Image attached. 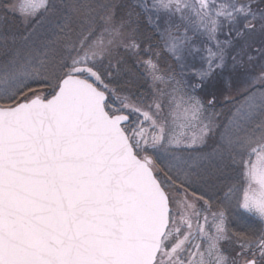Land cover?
Returning a JSON list of instances; mask_svg holds the SVG:
<instances>
[{"label": "snow or ice", "instance_id": "obj_1", "mask_svg": "<svg viewBox=\"0 0 264 264\" xmlns=\"http://www.w3.org/2000/svg\"><path fill=\"white\" fill-rule=\"evenodd\" d=\"M0 264H264V0H0Z\"/></svg>", "mask_w": 264, "mask_h": 264}, {"label": "trees", "instance_id": "obj_2", "mask_svg": "<svg viewBox=\"0 0 264 264\" xmlns=\"http://www.w3.org/2000/svg\"><path fill=\"white\" fill-rule=\"evenodd\" d=\"M14 23H18V18L13 19ZM223 39V37H221ZM259 38H257L258 41ZM257 46H259V43L257 42ZM197 68H199V64L196 65ZM174 71L178 74L177 78L186 80L189 84L196 83L197 81L192 75V69L187 68L181 70L178 66H174ZM183 71L184 75H179ZM229 73H224L223 76L216 78L212 82H210L208 85H206L203 89H198L196 95L201 99V101L204 104L209 105L207 102L209 100H213V103L207 107L210 109V107H213L214 111H216L217 115V121L219 122V125L222 126V124L226 123L230 117L232 116V111L234 109L232 103H228V101H224L225 97L234 96L235 94L241 93V91L244 89L242 86V81L236 79L233 77V84L231 89H227L224 86V78L228 77ZM147 85L144 86L142 91L147 90ZM232 99V98H231ZM237 178H239V175L236 174ZM231 227V226H230Z\"/></svg>", "mask_w": 264, "mask_h": 264}, {"label": "rangeland", "instance_id": "obj_3", "mask_svg": "<svg viewBox=\"0 0 264 264\" xmlns=\"http://www.w3.org/2000/svg\"><path fill=\"white\" fill-rule=\"evenodd\" d=\"M162 64H163V62H161ZM169 63H172L171 61H169ZM175 66V65H174ZM173 66V67H174ZM179 79V78H178ZM245 95V93H244V89L241 91V93H239V94H235L234 96H229V97H225L224 98V101H228V103H232L233 104V107H234V109H233V111H232V113L235 111V109L241 104V103H243V96ZM232 98V99H231ZM210 105H207V104H205V107H206V109H207V112L205 113V115H208V114H213V120L215 121V123L217 124V125H219V122L217 121V113H216V111H214V109H213V107H210V109H208L207 107H209ZM231 118V117H230ZM225 124V123H224ZM224 124H222V126L224 125ZM219 130V129H218Z\"/></svg>", "mask_w": 264, "mask_h": 264}]
</instances>
